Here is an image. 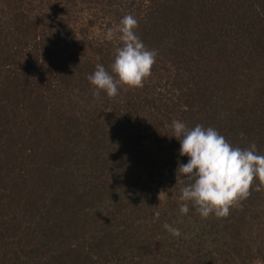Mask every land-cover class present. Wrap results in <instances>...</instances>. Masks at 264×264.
Wrapping results in <instances>:
<instances>
[{"label": "trees", "instance_id": "1", "mask_svg": "<svg viewBox=\"0 0 264 264\" xmlns=\"http://www.w3.org/2000/svg\"><path fill=\"white\" fill-rule=\"evenodd\" d=\"M128 14L151 74L94 96ZM174 121L264 154V0H0V264H264V191L179 212Z\"/></svg>", "mask_w": 264, "mask_h": 264}, {"label": "clouds", "instance_id": "2", "mask_svg": "<svg viewBox=\"0 0 264 264\" xmlns=\"http://www.w3.org/2000/svg\"><path fill=\"white\" fill-rule=\"evenodd\" d=\"M137 19L125 15L117 26L121 46L116 49L110 72L101 64L87 79L93 87L94 96L104 92L115 97L120 88H140L151 74L156 51L148 50L136 35ZM113 31L109 29L108 37ZM180 144V157H188L186 163H179L177 174L182 181H188L180 189L179 212L186 215L189 205L206 219L229 215L231 206L246 199L250 189L264 191V154H258L256 145L248 148L233 147L223 135L212 127L197 124L188 128L181 121L169 125ZM254 180L258 183L254 184ZM177 183V182H176ZM163 228L173 237L181 235L180 230L167 223Z\"/></svg>", "mask_w": 264, "mask_h": 264}]
</instances>
